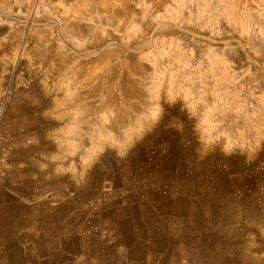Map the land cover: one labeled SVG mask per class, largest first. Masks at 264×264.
<instances>
[{"label": "rangeland", "instance_id": "374dc122", "mask_svg": "<svg viewBox=\"0 0 264 264\" xmlns=\"http://www.w3.org/2000/svg\"><path fill=\"white\" fill-rule=\"evenodd\" d=\"M21 2L0 127L19 120L36 182L156 200L184 243L154 264H264V0Z\"/></svg>", "mask_w": 264, "mask_h": 264}, {"label": "crops", "instance_id": "0c3cea01", "mask_svg": "<svg viewBox=\"0 0 264 264\" xmlns=\"http://www.w3.org/2000/svg\"><path fill=\"white\" fill-rule=\"evenodd\" d=\"M21 3L0 0V13H17ZM12 119L0 127V264H154L156 251L184 243L170 220L148 212L156 200L112 206L105 200L101 209L98 191L89 195L84 181L69 200L66 174L57 187L52 176L41 186L35 160L19 149V120Z\"/></svg>", "mask_w": 264, "mask_h": 264}]
</instances>
